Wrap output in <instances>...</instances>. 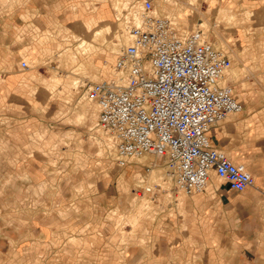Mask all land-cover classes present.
I'll return each instance as SVG.
<instances>
[{"label": "rangeland", "instance_id": "374dc122", "mask_svg": "<svg viewBox=\"0 0 264 264\" xmlns=\"http://www.w3.org/2000/svg\"><path fill=\"white\" fill-rule=\"evenodd\" d=\"M41 1L0 0V132L16 138L5 148L24 149L0 157V264H264L255 236L236 246L216 194L208 206L190 204L197 193L177 186L162 156L121 165L117 139L98 125L86 91L114 77L129 10L143 0H43L47 11L33 13ZM152 1L181 33L202 30L226 53L223 84L235 89L240 71L253 68L244 56L256 46L244 33L264 30V0ZM12 69L21 80L14 90Z\"/></svg>", "mask_w": 264, "mask_h": 264}, {"label": "built area", "instance_id": "2783aa9c", "mask_svg": "<svg viewBox=\"0 0 264 264\" xmlns=\"http://www.w3.org/2000/svg\"><path fill=\"white\" fill-rule=\"evenodd\" d=\"M125 27L129 43L114 77L86 91L97 104L98 125L117 139L120 164L148 153L165 157L189 195L203 191L213 171L240 192L255 187L246 166L210 137L213 127L243 109L234 87L222 82L231 59L202 30L181 33L152 0L132 6Z\"/></svg>", "mask_w": 264, "mask_h": 264}, {"label": "crops", "instance_id": "0c3cea01", "mask_svg": "<svg viewBox=\"0 0 264 264\" xmlns=\"http://www.w3.org/2000/svg\"><path fill=\"white\" fill-rule=\"evenodd\" d=\"M222 1L225 2V0ZM42 2L43 0L35 10L32 8L33 13L47 11L48 4ZM204 2L209 4L207 0ZM263 8L264 6H260L259 10ZM261 25L264 27L263 23ZM244 35V43L247 45L254 43L256 48L253 54L246 52L244 56L246 61L252 62L253 68L241 70L234 84L243 109L238 113L230 114L224 121L213 127L210 137L215 147L224 151L235 162L246 166L254 176L256 184L255 187L240 192L233 189L218 175L219 182L209 180V187L207 186L203 193H197L192 197L190 204L198 208L208 206L210 203L208 199L212 194H216L215 203L224 206L225 210L221 220L227 223L226 227L229 230L238 233L236 246H248L252 242L249 237L253 235L258 239L253 241L254 251L262 254L264 253L262 247L264 246V30L260 35L258 33L257 36H253L246 28ZM257 45H261L259 50ZM7 75L13 90L18 89L21 81L20 74L12 69ZM14 137V135L0 132V157L14 156L24 150L19 146L12 149L8 146L5 148V142L15 141ZM26 137L30 140L31 135ZM207 222L206 226L210 229L209 222L212 221L208 219ZM193 226L194 230L200 228L196 218Z\"/></svg>", "mask_w": 264, "mask_h": 264}, {"label": "bare ground", "instance_id": "6f19581e", "mask_svg": "<svg viewBox=\"0 0 264 264\" xmlns=\"http://www.w3.org/2000/svg\"><path fill=\"white\" fill-rule=\"evenodd\" d=\"M101 13H102V16L101 17H104L105 16V14L107 13V11H106V8H105V6H104V8L102 7V10H101ZM109 13V12H108ZM127 37L129 38V35H128V33H127ZM121 42V41H120ZM121 44V43H120ZM115 49V48H114ZM229 71V70H228ZM227 71V72H228ZM227 72H226V75H225V77L224 78H227ZM229 73V72H228ZM224 80V79H223ZM223 82V81H222ZM97 105V104H96ZM98 107H95V110L97 109ZM83 110H84V108H83ZM95 113H96V111H94V106H88V108H86V117H87V120H88V122L91 124V125H93V123H94V116H95ZM86 123H87V121H86ZM207 186L209 187V182H208V184H207ZM205 187V189L206 188H208V187ZM148 188V187H147ZM204 189V190H205ZM203 190V191H204ZM202 192V191H201ZM197 193H200V192H197ZM182 194H184V193H182ZM195 194V193H194ZM182 206V205H181Z\"/></svg>", "mask_w": 264, "mask_h": 264}]
</instances>
